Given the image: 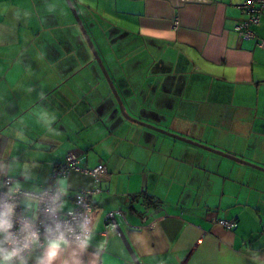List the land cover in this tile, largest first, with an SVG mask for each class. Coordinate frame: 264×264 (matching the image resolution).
<instances>
[{
    "label": "crops",
    "instance_id": "crops-1",
    "mask_svg": "<svg viewBox=\"0 0 264 264\" xmlns=\"http://www.w3.org/2000/svg\"><path fill=\"white\" fill-rule=\"evenodd\" d=\"M72 1L132 119L264 168V14L244 41L247 0ZM71 154L107 173L65 177L69 207L101 190L68 264H264V172L126 119L65 0H0V190L50 186Z\"/></svg>",
    "mask_w": 264,
    "mask_h": 264
},
{
    "label": "clouds",
    "instance_id": "clouds-1",
    "mask_svg": "<svg viewBox=\"0 0 264 264\" xmlns=\"http://www.w3.org/2000/svg\"><path fill=\"white\" fill-rule=\"evenodd\" d=\"M47 117V113L42 114V119ZM49 122V121H46ZM50 123V122H49ZM17 168H22L21 174L25 180L30 179L27 165H16ZM15 177L16 173H12ZM7 186V185H5ZM55 192L50 196L52 189ZM70 185L67 178L59 179L56 183L49 187L48 192L42 189L35 188L32 191L25 192L24 185L17 180L11 187H8L5 202L0 205V264H29V260L35 258L36 264H68V261L62 259L63 254L70 248L71 242L67 238L69 233L75 234V229L71 227L65 228L59 222H55V229L48 226L45 228V233L42 236L37 229V222L40 218V206L45 204V212L50 216H55L57 213H64L67 209L66 216L75 217L76 212L74 207H69V202L64 199L69 195ZM35 193V194H33ZM22 196L21 204L25 208L24 220L16 232H13L16 220V198ZM91 216V211H89ZM30 217V219H28ZM90 219H85V223L79 225V229L84 235L77 237L78 247L81 250H86L92 241V236L87 235L89 229L88 224ZM34 253H39L33 256ZM74 264L80 262L74 261Z\"/></svg>",
    "mask_w": 264,
    "mask_h": 264
},
{
    "label": "built area",
    "instance_id": "built-area-1",
    "mask_svg": "<svg viewBox=\"0 0 264 264\" xmlns=\"http://www.w3.org/2000/svg\"><path fill=\"white\" fill-rule=\"evenodd\" d=\"M240 9L243 10L246 15L248 16V19L243 22L239 23L235 27V31L238 34L239 38L241 40H252L256 39L257 35L254 31V28L257 27L260 24L261 17L264 14V0H247L245 1L241 6ZM259 47L264 49V41L259 42ZM71 171L75 172H82L89 174L94 179L95 183L99 184L102 177L106 175L107 170L105 165L100 164L93 170H83L78 165V159L75 155L71 154L67 157L64 164L58 166L52 176L51 182L52 185L56 183V181L59 179L65 178ZM14 184V180L12 178H6L3 181L2 188L0 190V205H2L5 202L6 199V193L8 191V187H11V185ZM7 185V186H5ZM50 186L44 187L42 190L44 192H48V189ZM55 192V189H52V192L49 193V196L46 197V199H49L50 196ZM101 192L100 189H91V190H81L79 191L75 197H74V208L76 215L73 216H67L66 220L62 219V217L66 216L67 211L64 213H57L55 216H50V214L45 212V204H41L40 206V218L37 222V229L41 233L42 236V242H43V235L45 233V228L48 226L53 227L55 229V222H59L61 225L67 227H71L72 229H75V234L69 233L67 238L70 240L71 243L78 244L77 237H82L84 233H82L79 229V225L85 223V219H90L91 223L88 224V233L87 235L92 234V229L94 226V223L97 219L98 211L94 207L92 203L93 196L99 194ZM23 199L22 196H18L16 198L17 207L15 209L16 211V220H15V227L13 228V232H16L17 229L20 227L21 222L24 220V213L25 208L20 203ZM89 211H91V216H89ZM30 219V217H28ZM106 232L105 235H108L110 231L116 232L118 235L122 236L120 225L121 223H125L126 225H129L126 220V215L123 211L117 210L110 212L106 215ZM220 224L228 229V230H234L237 227L236 222H225L221 221ZM155 227V223L147 224V218L144 217L142 221V225L139 227H131L135 231H143L146 229H153ZM2 239V237H0Z\"/></svg>",
    "mask_w": 264,
    "mask_h": 264
},
{
    "label": "water",
    "instance_id": "water-1",
    "mask_svg": "<svg viewBox=\"0 0 264 264\" xmlns=\"http://www.w3.org/2000/svg\"><path fill=\"white\" fill-rule=\"evenodd\" d=\"M65 1L67 2V4H68V6H69L71 12L73 13V15H74V17H75V19H76V21H77V23H78V25H79V27H80L82 33H83V35H84L86 41L88 42V44H89V46H90V49H91V51L93 52V55H94V57H95V60L97 61V64L99 65L100 69L102 70V72H103V74H104V76H105V78H106V80H107V82H108V84H109V86H110V88H111V90H112V92H113L115 98L117 99V101H118V103H119V105H120L121 112H122L123 116H124L126 119H128V120H133V121H135L137 124L142 125V126H144V127H147V128H149V129H152V130L158 131V132H160V133H162V134H167V135H169V136H171V137H174V138H176V139H179V140H181V141H184V142H187V143H190V144L196 145V146L201 147V148H203V149H206V150H208V151H211V152H214V153L220 154V155L225 156V157H227V158H229V159H231V160H235V161L241 162V163H243V164H246V165H248V166H251V167H253V168H255V169H258V170L264 172V168H261V167H259V166L254 165V164H251V163L245 162V161H243V160H241V159H238V158H236V157H234V156H232V155H228V154H225V153H223V152L216 151V150H214V149H212V148L205 147V146L200 145V144H198V143H195V142H193V141H191V140H188V139H185V138H182V137H179V136H176V135L170 134V133H168V132H166V131H164V130H162V129H158V128H156V127H153V126L147 125V124H145V123H143V122H141V121H138V120H134V119H132V118L126 113L125 108H124V106L122 105L121 98H120V96L118 95V91H117V89H116V87H115V85H114L112 79L110 78V75L108 74V72H107V70H106V68H105V66H104V64H103L102 59H101V57L99 56V53L97 52V50H96L94 44L92 43L91 38H90V36H89L87 30L85 29L84 25H83V22H82V20H81L79 14H78V12H77V9H76V7H75L73 1H72V0H65Z\"/></svg>",
    "mask_w": 264,
    "mask_h": 264
},
{
    "label": "rangeland",
    "instance_id": "rangeland-1",
    "mask_svg": "<svg viewBox=\"0 0 264 264\" xmlns=\"http://www.w3.org/2000/svg\"><path fill=\"white\" fill-rule=\"evenodd\" d=\"M89 36H90V38H91V41H92V43L94 42L93 40H92V37H91V35L89 34ZM93 44H95V43H93ZM89 45V44H88ZM90 47V46H89ZM96 50H97V52H98V49H97V47H96ZM99 53V52H98Z\"/></svg>",
    "mask_w": 264,
    "mask_h": 264
}]
</instances>
